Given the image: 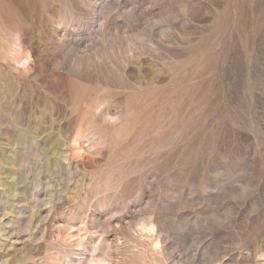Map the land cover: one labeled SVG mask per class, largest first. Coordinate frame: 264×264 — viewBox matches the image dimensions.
Returning a JSON list of instances; mask_svg holds the SVG:
<instances>
[{"label":"rangeland","instance_id":"1","mask_svg":"<svg viewBox=\"0 0 264 264\" xmlns=\"http://www.w3.org/2000/svg\"><path fill=\"white\" fill-rule=\"evenodd\" d=\"M0 264H264V0H0Z\"/></svg>","mask_w":264,"mask_h":264},{"label":"bare ground","instance_id":"2","mask_svg":"<svg viewBox=\"0 0 264 264\" xmlns=\"http://www.w3.org/2000/svg\"><path fill=\"white\" fill-rule=\"evenodd\" d=\"M144 227V226H143ZM144 229V228H143ZM156 245H157V243H156Z\"/></svg>","mask_w":264,"mask_h":264}]
</instances>
